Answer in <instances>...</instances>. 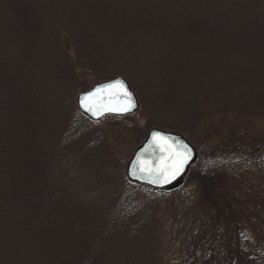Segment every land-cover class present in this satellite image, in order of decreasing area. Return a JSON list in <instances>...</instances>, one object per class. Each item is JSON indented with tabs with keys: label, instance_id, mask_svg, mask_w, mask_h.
I'll return each mask as SVG.
<instances>
[{
	"label": "rangeland",
	"instance_id": "obj_1",
	"mask_svg": "<svg viewBox=\"0 0 264 264\" xmlns=\"http://www.w3.org/2000/svg\"><path fill=\"white\" fill-rule=\"evenodd\" d=\"M117 76L139 110L70 137ZM154 128L198 160L124 219ZM0 264H264L262 0H0Z\"/></svg>",
	"mask_w": 264,
	"mask_h": 264
},
{
	"label": "water",
	"instance_id": "obj_2",
	"mask_svg": "<svg viewBox=\"0 0 264 264\" xmlns=\"http://www.w3.org/2000/svg\"><path fill=\"white\" fill-rule=\"evenodd\" d=\"M121 81L129 93L131 103L135 106L131 111L119 109L127 107L129 101L122 95V89H102L92 98L93 111L81 104V98L89 92L95 91L102 85ZM80 111L94 121L106 116H128L136 113L140 108L139 99L129 82L123 76L105 80L95 84L88 90L80 93L78 98ZM109 109H117L109 111ZM99 114H94L97 112ZM153 133H160L166 141L153 138ZM198 160V151L183 135L167 132L160 129H151L144 142L137 148L127 165V177L131 182L149 186L161 191L172 190L181 185L192 165Z\"/></svg>",
	"mask_w": 264,
	"mask_h": 264
},
{
	"label": "trees",
	"instance_id": "obj_3",
	"mask_svg": "<svg viewBox=\"0 0 264 264\" xmlns=\"http://www.w3.org/2000/svg\"><path fill=\"white\" fill-rule=\"evenodd\" d=\"M262 3H264V0H262ZM93 122H96V121L91 120L90 118H88L84 114H81V116L79 115V117L74 122V126L72 127V130H71V133L69 134V136L70 137H76L78 135H81V134H78L79 129L81 127H84V126H88L89 124H92ZM202 181H203L202 183H205L206 179L202 178ZM129 182H130L129 183L130 189H127L123 195L122 200L118 201V205H119L118 209H119V212H121V215L124 219L130 218V216L133 214V212L135 211V209L137 208V206L140 202L138 195H136V194H138L137 192L142 191L144 189V187H148V186H143L141 184L134 183L131 181H129ZM202 186H203V184H202ZM148 188H150V187H148ZM150 189L154 190L156 192H159V193L170 192V191H159V190L152 189V188H150ZM201 190H203V189H201ZM171 191H173V190H171ZM206 192H207V190H206ZM206 192H204V190H203L202 196L205 197L206 201H207V199H209V197L206 194ZM229 208H230V206H228V208L225 207L224 211L229 210Z\"/></svg>",
	"mask_w": 264,
	"mask_h": 264
},
{
	"label": "snow or ice",
	"instance_id": "obj_4",
	"mask_svg": "<svg viewBox=\"0 0 264 264\" xmlns=\"http://www.w3.org/2000/svg\"><path fill=\"white\" fill-rule=\"evenodd\" d=\"M122 89V95L123 97H126L129 101V105L127 107H123L121 109H119L120 111H124V112H128L131 111L132 107H134L135 105L131 103V93H129L127 91V89L124 87L123 83L119 80L114 81L112 84H107V85H102L100 88H97L95 91L93 92H89L87 93L85 96H83L81 98V104L84 105L85 107H87V109L89 111H93V107L91 104V100L92 98H94L98 92H100L102 89ZM117 109H109V111H115ZM94 114H99L98 111L94 112ZM153 138L155 139H159L161 141H163L166 145V141H164V138L162 137V135L160 133H153Z\"/></svg>",
	"mask_w": 264,
	"mask_h": 264
}]
</instances>
